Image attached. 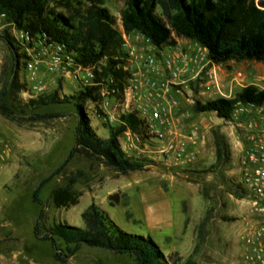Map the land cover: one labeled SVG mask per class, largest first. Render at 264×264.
Here are the masks:
<instances>
[{"label": "rangeland", "instance_id": "1", "mask_svg": "<svg viewBox=\"0 0 264 264\" xmlns=\"http://www.w3.org/2000/svg\"><path fill=\"white\" fill-rule=\"evenodd\" d=\"M104 1L116 17L117 27L123 29L121 11L125 7L124 0ZM59 10L64 11L63 7ZM4 33L10 34L19 49L16 61L11 47L0 39V89L10 79L11 68L16 61L18 75L28 88L23 94L25 98L53 94L59 100L28 113L19 112V115H7L0 110V264H136L133 257L88 245L63 263L55 259L52 242L34 236L33 227L43 206L33 201V191L43 178L63 163L75 143L77 101L64 99L86 86L81 83V73L75 68L50 70L51 48L41 40H33L32 43L25 40L21 31L8 19L0 22V34ZM188 44L180 41L179 47L185 48ZM169 46L164 45V48L169 50ZM30 62L36 67L35 71L29 69ZM211 70L216 71V78L210 76ZM155 77L151 74L149 79ZM249 84L264 89V63L254 60L210 63L196 78L174 85L166 98L153 99L152 103H160L162 108L161 121H151L149 112L145 114L142 109L147 100L145 87L133 92L128 90L127 105H122V109L125 113L132 111L140 118H146L153 137L142 142L131 132L121 134L119 140L124 150L143 161L146 168L120 174L98 161L77 155L42 187L40 198L46 203L42 224L82 226L81 212L92 201L100 206H109L111 193L119 191L121 201L122 191H132L136 181H158L171 192L173 228L166 231L164 228L149 229L136 209L131 210L133 219L127 221V205L119 202L111 211L113 220L120 227L138 234L151 233L171 262L176 258L183 262L196 246L194 259L197 264H245L249 257L256 258L259 253L249 248L246 238L250 228H256L260 221L237 182L238 159L248 144V131L231 115L221 117L216 111L195 110L197 104L219 97L232 98L240 88ZM102 90L101 103L87 102L84 108L92 126L110 129L119 125L122 112L113 110L117 99L111 96L108 87ZM136 93L141 96L140 100L134 98ZM4 100L15 109L9 92ZM172 100L177 104L173 105ZM56 112L66 115L30 117L37 113ZM192 131H197V137L190 141L188 136ZM159 132L162 137H159ZM217 137L223 142L220 157H217ZM170 140L185 142L186 154L175 159L158 152V145ZM75 170L86 175L74 184L79 192L78 202L57 207L53 191L65 186ZM181 201L187 216L186 227L176 240L168 239L166 244H161L158 230L168 231L172 236L181 230L184 218ZM262 259L255 264H264V252Z\"/></svg>", "mask_w": 264, "mask_h": 264}, {"label": "trees", "instance_id": "2", "mask_svg": "<svg viewBox=\"0 0 264 264\" xmlns=\"http://www.w3.org/2000/svg\"><path fill=\"white\" fill-rule=\"evenodd\" d=\"M121 11L123 31H139L157 47L175 45L180 37L194 40L208 50L215 63L229 60H254L264 63V0H124ZM63 7L64 11H60ZM18 29L24 30L33 40L46 45L60 44L70 52L75 62L91 67L94 85L86 86L77 94L65 97L75 100L77 125L75 143L63 163L35 187L32 199L43 206L33 227L34 236L50 241L55 249V259L67 263L84 245L106 249L117 255L133 257L136 264H197L194 251L183 262L169 258L150 234L128 232L111 217L110 212L92 201L82 212V226L65 223L42 224L46 203L40 198L42 187L61 173L77 155L98 161L117 170L120 174L139 171L146 164L129 155L122 147L120 135L131 130L142 142L153 137L148 124L135 112L121 114L118 126L110 128L103 137L91 125L84 105L101 103L102 89L107 86L111 96L124 102L128 87L130 62L124 51L123 32L117 27V19L105 6L104 0H0V13ZM18 58L19 47L8 33L0 34ZM15 61L11 77L0 89V110L7 115H19L37 110L43 105L59 100L57 95H41L25 98L28 89L18 75ZM10 93L12 109L4 100ZM238 102L264 104V89L249 84L232 98L219 97L205 104H197V112L216 111L221 117H229ZM62 112L33 114L39 118L62 117ZM223 142L217 137V157L222 153ZM86 177L81 170L71 172L65 186L54 189L53 199L57 207L78 202L79 192L74 184ZM120 201V192L109 195L114 207Z\"/></svg>", "mask_w": 264, "mask_h": 264}, {"label": "built area", "instance_id": "3", "mask_svg": "<svg viewBox=\"0 0 264 264\" xmlns=\"http://www.w3.org/2000/svg\"><path fill=\"white\" fill-rule=\"evenodd\" d=\"M6 19L7 13L1 12L0 22ZM20 31L25 40H31L27 32ZM122 32V47L128 55L131 74L125 91L124 102L121 103L116 100L113 105V110L121 111L122 114L125 113L122 105H127V91L133 92L139 87H145L147 100H145L142 109L145 114L147 111L149 112L151 121H161L162 108L160 103L153 104V99L166 98L174 85L181 84L188 78H196L208 64H215L209 58L207 48L194 40L180 37L182 41H187L189 44L185 48H180L179 44L170 45L169 50L165 52L152 44L150 39L139 31L126 33L122 30ZM47 46L52 50L48 62L50 70L75 68L81 73L79 78L83 86L94 85V73L91 67L78 65L73 55L63 45L51 44ZM28 67L32 71L36 69L32 62L28 64ZM209 73L212 78H216L215 70H211ZM151 74L157 77L151 80L149 79ZM102 94H104L103 91ZM133 96L137 100L141 99L138 93ZM171 103L176 105L177 101L172 100ZM231 116L237 120L239 125L244 126L249 134L248 144L243 148L238 159L237 182L245 198H247L252 212L260 221L256 228H250L246 238L249 248L259 254L256 258L249 257L248 260H245V264H255L257 260H263L264 252V104L238 102L232 110ZM142 119L145 120L146 118ZM134 135L140 140L138 134L134 133ZM159 135L162 137V133L159 132ZM196 137L197 131H192L188 139L193 141ZM158 147V152L166 157L172 156L179 159L186 154L185 142L177 143L170 140L158 145Z\"/></svg>", "mask_w": 264, "mask_h": 264}, {"label": "crops", "instance_id": "4", "mask_svg": "<svg viewBox=\"0 0 264 264\" xmlns=\"http://www.w3.org/2000/svg\"><path fill=\"white\" fill-rule=\"evenodd\" d=\"M122 30L123 29H121V31ZM180 41H182V38L177 39V44H179ZM160 49L164 51L168 50L167 48H164V45L161 46ZM229 61H232V60H229ZM241 90L242 88H240L239 92ZM93 127L96 129L99 135L103 137H106L109 135V132H110L109 127H106L108 130H105L106 128L104 127H101V128H98L97 126H93ZM131 132H132L131 130H127L123 133L130 134ZM132 188L133 189L130 192L122 191V198H121V201H119L121 202L120 204L125 205L124 203H126L127 205V206L125 205L127 207L125 211H128V214H125L126 220L131 221L133 219L134 213L131 210L136 209L137 210L136 212L140 215L139 217L145 221L146 226L149 229L155 228V230H157L158 228H161V229L164 228L163 230L165 231L172 229L174 226V220H173V215H172V203L170 200L171 192L166 190L165 189L166 187H164L163 184L158 181L149 182V183L148 182L146 183L145 181H141V182L136 181L135 185H132ZM119 202L116 205H119ZM101 207L108 210L113 219L112 211H111L112 206H110L109 204V206L107 205V206H101ZM181 209H182V212L184 213V218H183V225L181 226L180 232L177 235L172 236L169 233H167L168 231L166 233H163L162 230H158L157 232L162 238V241H160L161 244H164V243L166 244V240L168 239L176 240V237L181 235V233L185 229L186 222H187V216L185 215L182 201H181ZM250 224H252V222ZM144 235H146V233H144Z\"/></svg>", "mask_w": 264, "mask_h": 264}]
</instances>
